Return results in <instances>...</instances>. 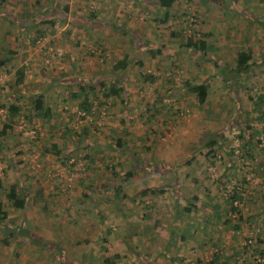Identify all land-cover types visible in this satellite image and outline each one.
I'll list each match as a JSON object with an SVG mask.
<instances>
[{"label":"rangeland","instance_id":"rangeland-1","mask_svg":"<svg viewBox=\"0 0 264 264\" xmlns=\"http://www.w3.org/2000/svg\"><path fill=\"white\" fill-rule=\"evenodd\" d=\"M135 1L4 0L0 4V47L10 45L6 37L16 48L21 45L22 59L35 52L40 58L26 68L23 85L14 73L21 58L0 67V127L3 122L11 125L0 140V209L12 224L27 218L23 223L28 230L29 224L35 227L32 230L45 227L46 221L41 216L25 217L30 212L65 213L62 234L67 243V251L57 248L51 254L45 246L28 248L31 243L17 235V243L11 239L13 246L9 243L0 250V264H32V258L40 264L74 260L106 264L108 258L111 264H264V116L257 115L254 103L256 92L264 91L260 23L264 0H235V5L230 0H175L167 10L152 7L150 0ZM32 15L38 21L26 25ZM41 17L46 21L41 22ZM134 36L145 48L163 50L149 56L139 50ZM189 38L202 49L181 46ZM75 40L82 48L73 44ZM68 48L76 59L70 60ZM248 48L258 78L249 72L233 77L232 91L215 73L218 61L232 64V53ZM124 55L130 62L124 73L107 67L99 73L85 69L78 74L89 62L108 66ZM61 65L65 73L58 71ZM144 73L152 74L154 81L144 80ZM99 74L105 76L98 78L102 92L117 78L123 81L129 117L121 109L122 94L101 100V107L90 109L93 113L78 115L80 99L70 97V91L80 89L81 83L95 84L92 80ZM70 77L80 80L68 82ZM54 80L60 96L50 91L47 102L59 101L58 116L63 114V119L52 125L50 119L39 117L29 122L27 94ZM184 80L209 82L205 104L198 105L185 92ZM88 96L95 102L102 98L98 92ZM10 102L21 108V116L7 118L4 110ZM32 128L33 139L28 136ZM54 131L62 135L50 137ZM117 137L124 145L109 148ZM60 145L69 151L68 159H54ZM137 161L143 162L142 171H130L133 176L125 178ZM155 161H160L159 166ZM145 167L157 172L149 173ZM58 168H63L59 182L53 175ZM141 179L160 192H142ZM78 180L98 186L92 190L84 186L77 193ZM11 184L20 195V186L25 187L22 209L5 199ZM235 192L239 199L232 203L236 212H231L226 200ZM185 206H190L189 212L182 210ZM75 242L85 249H73ZM62 252L63 257H57Z\"/></svg>","mask_w":264,"mask_h":264},{"label":"trees","instance_id":"trees-1","mask_svg":"<svg viewBox=\"0 0 264 264\" xmlns=\"http://www.w3.org/2000/svg\"><path fill=\"white\" fill-rule=\"evenodd\" d=\"M150 1H152V7H156V8H159L161 10H167V9L171 8L174 5V3H175V0H150ZM230 1H232V3L234 5L236 4L235 0H230ZM2 2H4V0H0V4ZM135 3H137V0L135 1ZM237 9H239V8L237 7ZM8 15H10L14 19H18L17 16H14L12 14H8ZM25 19H27V18L25 17L23 19V21H25ZM43 19L44 18L41 17L40 21L41 22L46 21V20H43ZM31 20H32V22L27 19L25 21L27 23H25V24L26 25H28V24L31 25L34 21H38V18H37V16H35V15L33 16L32 15ZM260 23H261V25L264 26V22H260ZM134 39H135L134 41L137 42V45H138L137 47L139 48V50L145 52V54H149V56H155V55L159 54L161 50H163V48L162 49L161 48H154L153 49L151 47L145 48L146 46H145L144 42L141 41L139 36H137V38L134 36ZM73 44H75V46H78V47L82 48L81 47V42H79L78 40H75L73 42ZM181 46H183L186 50H190V51H195V50L202 49V47L199 46V45H196L191 40V38H189L186 42L181 44ZM16 52L17 51H14V50H12L10 48H7V47L3 48L1 46L0 47V55H1L0 67H3L9 61H12L13 60L12 57L13 56L15 57ZM129 63L130 62L127 59V56L124 55L122 58L116 60V62L112 66H110V69L112 71H116V70L125 71L128 68V66L130 65ZM253 63H254V61L252 59V50L251 49L248 48L246 50H237V51L232 53V64H229L225 59L222 60V61L221 60L218 61L219 68H218L217 72H215V73L217 75H219L222 83L224 85H226L227 88L232 89V91H233V86H232L233 77H237V76H239L242 73L249 72L250 77L252 76L254 79L258 78V75L255 73V71L253 72V69H254ZM137 64L141 65V62L137 61ZM14 73H15L16 82L20 83L22 81L23 77H24L23 66H19L15 70ZM142 78L144 80H146L147 82H153L154 81V76L152 74H150V73L142 74ZM66 80L68 82H75V81H79L80 79L77 78V77H70L69 79L66 78ZM94 80H95V77L92 80L93 82H95V84L94 83H87V84L83 85L81 83L79 85L80 89H76L74 91H70V94H69L70 97L78 98V96H79V99H80L79 101H77V105H78L77 107H78V109H81L82 112H81V110H77L79 112V114L77 112H75V114L76 115L78 114V115H80V117H83L86 113H93L92 110L90 111V109H94L95 107H96V109H98V107H101V104H102L101 100L104 101V100L109 99V98H111L113 96L120 97L121 94H122V96H124V98H125L124 106L121 108L122 112L126 115V117L128 115L130 116V114L126 112V108H127V104L128 103L126 101V99H127L126 96L127 95L125 94L126 86H125V84H123V81L120 78H117L114 81V84L107 88L106 92H102L101 91V88L103 87L102 83L101 82L98 83V81H99L98 78L95 81ZM117 82H119L118 85H116ZM181 87L185 90V92L190 93L191 95H193V99L198 105L205 104L207 90H208V87H209V82L198 81L195 84H192L188 80H184L182 85H181ZM261 87L264 88V85H262ZM262 91L259 90V92H256V99L254 97V99H255L254 103H255V106H256L257 115H263L264 116V91L263 92ZM91 92H98V93H100L102 95V98L100 99V96H99L100 100H97V102H95L96 103L95 106H92V101L88 98L89 97L88 94L91 93ZM27 96L29 98L30 107L27 110L26 119L29 122H31L32 118H35V117L44 118V119H51V117H52L51 108L46 105V102H45V100L43 98L44 97L43 96V92L42 93H37V94H31V95H27ZM13 97H11L10 99L12 100ZM151 104H153V103H151ZM20 109L21 108L19 106H17L14 103L10 102L8 104L7 109L4 110V111L6 113V116L8 115L7 118H13V117H19V116L22 115V111H20ZM148 114L153 115V114H155V112H149ZM234 117L236 119H238L239 118L238 113H235ZM10 129H11V125L10 124L5 123V122L2 123V125L0 127V140L1 141L4 140L5 136L8 134V131ZM121 139L122 138L117 137L113 144H109V148L116 149V148L122 147L124 144L122 142L123 140H121ZM256 141L258 142L259 140H256ZM74 147H78V146L75 145ZM246 147H248V146L246 145ZM150 155H152V154H150ZM66 159H68V154L66 155ZM134 159L136 160L137 158L136 157L132 158V160H134ZM151 160H153V159H149V158L146 159V161H149V162L152 163L153 161H151ZM156 162L157 161H155V163ZM142 163L143 162L137 161L136 162L137 166H136L135 170H132V169L128 170L127 174L125 175V178H128L129 175L132 174L131 172H133V171L134 172L135 171L136 172L137 171L138 172L141 171L140 169H141V167H143ZM157 163H156V166H159L160 161H159V164H157ZM152 164H151V166L154 165V164L153 165ZM148 165L149 164H147L146 166H148ZM162 165L164 167L166 165V163L162 162ZM145 169H148V168L145 167ZM148 170L151 171V172H157V170H155L152 167L149 168ZM142 181L148 183V181H146V179L145 180L142 179ZM58 182H59V180H58ZM149 186H151L152 188H150ZM157 187L158 186H152L151 183L150 184L148 183L147 187H145V186L142 187V189H143L142 192L145 191V190H148L151 193H156V191H159V189ZM20 190L22 191L23 195L17 194V190H16L15 186L13 184H11L10 187H9V190H7L5 195H4L5 199L11 204L12 207H14L16 209H22L24 207V205H25V202H26V195L27 194H26V190H25L24 185L20 186ZM238 199H239V196H238V194L236 192L234 194H230L227 197L226 202L228 204V209H229L228 211L236 212L235 211L236 207L233 206L232 203L234 201H238ZM189 204L190 205H194V203L191 202V201L189 202ZM182 210L185 211V212H189L190 211V206H185V207L182 208ZM7 216H8L7 213L0 209V228L2 229V233H1L2 237L0 238V242L3 245H8L11 242V239H12V241L14 243H17L18 242V239H17L18 236L17 235L21 236L22 238H25L24 240H26L27 243H31V245H33V247L37 246L38 248H43L46 245V244H44L43 239L40 238V237H36L32 231L28 230V228L25 227L24 223H22L20 225H14L13 228H11L9 226L11 221H9V218H7ZM14 233H15V235H14ZM11 235H12V237H10ZM125 245H126V243H125ZM55 251L52 250L51 254L55 253ZM63 253L64 252H62V254H60V255L58 254L57 257L60 258L63 255ZM110 262L111 261H109V258H108L106 260V264H111ZM75 263L71 262L70 264H75Z\"/></svg>","mask_w":264,"mask_h":264},{"label":"crops","instance_id":"crops-1","mask_svg":"<svg viewBox=\"0 0 264 264\" xmlns=\"http://www.w3.org/2000/svg\"><path fill=\"white\" fill-rule=\"evenodd\" d=\"M8 10H6V12H7ZM4 12V11H3ZM8 13V12H7ZM9 14V13H8ZM7 14V15H8ZM14 15V14H13ZM103 41V40H102ZM5 42L6 43H9L10 45L7 47V48H10V49H12V50H14V51H17L16 52V55H15V57L13 58L12 57V59H13V61L15 60V58H21V55H22V51H21V45L19 46V47H17L16 48V45H13V41L12 40H8V38H6L5 37ZM39 42V39H36V43H38ZM103 43V42H102ZM41 45V44H40ZM3 47V46H2ZM4 48V47H3ZM69 49V52H67V53H69V55H70V60H73L74 58L76 59V55H75V53H73L74 51H72L70 48H68ZM41 54V57H42V55H43V52L42 53H40ZM23 57V56H22ZM68 58V57H67ZM66 58V60L68 61V59ZM37 59H40L39 58V56H38V53H36L35 52V56H32V54H29V56L26 58V59H20L19 60V63H18V66L15 68V70L19 67V66H23V70H24V74H25V72H27V69H28V66H29V64L33 61V60H37ZM62 59H64V58H62ZM61 60V57H60V59H59V61ZM46 61V60H45ZM115 62H110V64L108 65V66H106V65H104V64H100L99 62H95V63H93V64H91L90 62L88 63V67H86L85 66V68H83V67H80V71L78 72V74H81V71H84L85 69H86V71H89V74H91V73H99L101 70H104V69H107V67H109L110 68V66H112L113 64H114ZM7 64V63H6ZM5 64V65H6ZM32 64V63H31ZM35 64H37V63H35ZM50 64H52V63H50ZM27 68V69H26ZM57 69H59L58 71L61 73L62 71H63V73H65L66 72V67L65 66H63V65H61V66H57ZM130 68H129V66H128V68L125 70V71H127V70H129ZM76 70H78V68L76 67ZM118 73H124L125 71H120V70H116ZM116 71H112V72H115L116 73ZM109 77H110V79H112V78H114V75H108ZM105 76H101L100 74L95 78V80L97 79V78H104ZM94 80V81H95ZM19 85H23V81H21L20 83H18ZM58 82L56 81V80H54V81H52V82H50V84L47 86V87H45V88H42L41 90H39V92H36V93H32V92H29L27 95H31V94H37V93H42L43 92V98H44V100H45V102H46V105L47 106H49L50 108H51V114L52 115H55V116H58L59 115V109H60V106H58V103H59V101L56 103V104H54V105H51V103H49V102H47V99H48V97L50 96L49 95V93L48 92H50V91H56L57 93H58V95H55V97H58V96H60L59 94H60V91H59V89H60V87H58ZM59 91V92H58ZM92 103H95V101H92ZM152 107H156L157 109H158V106L156 105H152ZM63 114H61L60 116H58V118H55V119H53V117H51V119H50V122H51V125H52V122L53 123H55V121L57 120V122L58 121H60V119H63ZM54 120V121H53ZM53 135H55L56 137H58L59 135H62L61 133H59L58 131H54V132H52L51 133V135H50V137L51 136H53ZM48 138H49V136H47ZM63 140L62 139H60L59 140V142H62ZM85 145L86 144H83L82 146H84L85 147ZM87 145H88V143H87ZM92 146H94V144L92 145ZM87 148V147H86ZM59 152L58 153H55V154H57V157H54V159H59L60 161L62 160V158H64V157H66V155H67V153H69V151L68 150H63L62 149V145H60L59 146ZM62 162H64V161H62ZM56 164V163H55ZM51 167H53L52 165H50ZM56 166H58L57 164H56ZM132 170H135V168L134 169H132ZM146 171H147V169H145ZM62 171H63V168H58V173L56 172V173H53V175H55V177L57 178V180H59V181H61V178H62ZM142 171V170H141ZM140 171V172H141ZM149 173H154V172H149ZM132 176H133V174H132ZM133 182V181H132ZM140 183H141V185H143V187L145 186V187H147L148 186V183L150 184V182H143L142 181V179L140 180ZM176 183V182H175ZM77 193H82V191H83V187L84 186H90V189L92 190V187L93 186H95V185H87V184H85V181H80V180H78L77 181ZM138 184H139V182H138ZM96 186H98V185H96ZM141 188H142V186H140ZM115 192V191H114ZM47 193H49V192H47ZM86 193V192H85ZM84 193V194H85ZM26 194H27V192H26ZM51 195H53V194H51ZM79 195V194H78ZM91 197V194H88V196L86 197V198H90ZM53 199H55L56 197H52ZM57 199V198H56ZM82 200H83V197H82ZM53 203H54V201H53ZM66 214L65 213H62V212H59V213H56V212H48V213H45V212H38V213H36V212H30L29 213V215H27V216H25V217H28V218H31V219H36L37 217H39V216H41V218H43L44 220H46V221H44V226L45 227H41L40 229L38 228V230H32V229H34V228H31L30 227V224H29V230L30 231H32L33 233H34V235L36 236V237H40V238H42L43 239V241H44V243L46 244L45 246H46V248H48V249H50L51 251L52 250H56L57 248H58V250H63V249H65L66 251H67V243H66V239L64 240V235L62 234V232L64 231V226L62 227V225H64L63 223H65L63 220H65V216ZM34 216V217H33ZM7 218H11L9 215L7 216ZM22 220H17L14 224H12V223H10V227L13 225H20V224H22L23 223V219H27V218H22V217H20ZM67 219H69L68 217H67ZM50 227V228H49ZM13 228V227H12ZM37 228V227H36ZM50 229V230H49ZM52 229H54V231L52 230ZM46 231V232H45ZM59 231V233H57ZM1 233H2V229L0 228V238L2 237L1 236ZM74 234L76 235V232H74ZM18 239H19V237H17ZM20 241H25L24 239H20ZM76 244H75V246H74V248L73 249H76V250H80V251H83V249H85V246L84 245H80L79 243V245L77 244V242H75ZM9 245H11V246H13V242L12 243H10ZM31 246H33V245H31V244H28L27 245V247L28 248H33V247H31ZM26 247V248H27ZM80 247V248H79ZM3 248H5V245H3L1 242H0V250L2 249L3 250ZM63 257V256H62ZM53 259H51V261H52ZM61 260V259H60ZM75 261L76 260H74V263H75ZM79 261V260H78ZM1 262V261H0ZM29 261H26V262H24V263H26V264H30V262L28 263ZM1 263H3V261L1 262ZM31 263L32 264H37V263H39L38 261H36V259L35 258H32V261H31ZM50 263H52V262H50ZM56 263V262H55ZM54 262H53V264H55ZM58 263V262H57ZM5 264V263H4ZM21 264V263H20ZM40 264V263H39ZM44 264H47V262H45ZM61 264H63V263H61Z\"/></svg>","mask_w":264,"mask_h":264},{"label":"built area","instance_id":"built-area-1","mask_svg":"<svg viewBox=\"0 0 264 264\" xmlns=\"http://www.w3.org/2000/svg\"><path fill=\"white\" fill-rule=\"evenodd\" d=\"M35 134H36V130L33 128L28 131L29 138L33 139L35 137Z\"/></svg>","mask_w":264,"mask_h":264}]
</instances>
